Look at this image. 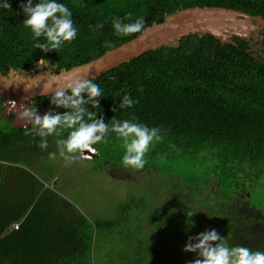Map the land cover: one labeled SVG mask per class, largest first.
I'll return each instance as SVG.
<instances>
[{
	"label": "trees",
	"instance_id": "trees-1",
	"mask_svg": "<svg viewBox=\"0 0 264 264\" xmlns=\"http://www.w3.org/2000/svg\"><path fill=\"white\" fill-rule=\"evenodd\" d=\"M26 2L8 0L10 9L0 8L2 74L9 67L34 70L41 58L55 71L94 59L138 34L114 31L113 19L131 22L124 20L129 12L145 26L205 5L264 18V0H57L71 11L77 35L43 52L34 45L44 38L34 39L24 26ZM232 39L188 34L92 79L103 92L97 118L111 124L113 117H135L162 137L139 170L123 166L125 149L115 133L92 146L87 174L109 176L126 189L110 216L86 214L57 181L42 178L47 172L33 160L56 152L58 137L49 136L42 150L39 136L0 117V264H188L197 254L183 251L187 238L211 229L229 246L264 251V59L245 37ZM125 93L137 103L119 108ZM50 98L32 101L53 113L67 111ZM6 104L0 96V114Z\"/></svg>",
	"mask_w": 264,
	"mask_h": 264
},
{
	"label": "clouds",
	"instance_id": "clouds-1",
	"mask_svg": "<svg viewBox=\"0 0 264 264\" xmlns=\"http://www.w3.org/2000/svg\"><path fill=\"white\" fill-rule=\"evenodd\" d=\"M0 8L10 9L8 0L0 3ZM21 8L25 16L24 26L31 30L34 39L43 37L45 40L43 43L35 44L34 48H39L43 52L56 51L66 42L76 38L77 28L74 26L72 13L65 4L57 0H37L33 4V0H27ZM132 15L131 12L125 15L124 20L131 21L127 23L119 17L113 19L112 26L118 36H129L143 31L144 18L137 17L133 21ZM97 27L102 28L103 25L99 24ZM104 46L113 47L110 42H106ZM47 63H49L47 59L41 58L37 62V67H45ZM53 85H55L54 89ZM24 87L25 91L29 90V86L24 85ZM49 92H51L50 103L67 111L53 113L49 110L40 115L36 106L30 103H20L17 106L13 102V107L17 111L18 119L24 122V134L34 133L39 136L41 139L38 146L42 150L48 148L49 136L58 137L56 144L59 155L65 160L70 161L73 154L85 150L95 153L96 150L92 146L106 142L108 133L113 132L123 141L122 147L125 149L122 156L123 166L139 170L147 164L145 156L151 146L162 139L158 127H149L137 122L135 117L122 121L113 117L111 124L105 123L102 116L97 118V111L100 109L99 98L103 96V92L90 78L71 73L62 77L54 76L51 82L44 85L41 94L48 95ZM135 103L137 101L125 93L118 107L130 108ZM86 105H90V108ZM113 111H116V108ZM65 131H68L67 137L59 138ZM56 155V152H50L49 158L55 159ZM186 224L188 227L194 226V222L190 219ZM183 251L197 254V258L188 264H264V251L240 245L229 246L215 229L189 236Z\"/></svg>",
	"mask_w": 264,
	"mask_h": 264
},
{
	"label": "water",
	"instance_id": "water-1",
	"mask_svg": "<svg viewBox=\"0 0 264 264\" xmlns=\"http://www.w3.org/2000/svg\"><path fill=\"white\" fill-rule=\"evenodd\" d=\"M259 29H264L262 16L232 8L205 5L178 9L166 15L162 21L145 26L142 32L127 42L71 68H61L57 71L20 68L10 70L7 74L0 72V96L10 102L22 103L33 100L45 96L41 94L42 89L54 76L62 77L71 73L93 79L144 52L162 45H172L188 34H211L220 42L229 43L234 42L232 39L234 36L247 37L250 33L256 35ZM24 85L29 86L28 91H25ZM48 95H51V92ZM42 111H46V108ZM10 112L11 109L7 108L6 113ZM23 123L20 121L19 124H14V127L24 126Z\"/></svg>",
	"mask_w": 264,
	"mask_h": 264
},
{
	"label": "rangeland",
	"instance_id": "rangeland-1",
	"mask_svg": "<svg viewBox=\"0 0 264 264\" xmlns=\"http://www.w3.org/2000/svg\"><path fill=\"white\" fill-rule=\"evenodd\" d=\"M41 69L51 70V66L47 64L45 67L40 66L34 70ZM12 103L8 108H14ZM15 103L19 106L21 102ZM56 152L59 153V150L57 149ZM91 155L92 152L85 150L84 152L73 154V158L70 161L65 160L60 155H58L55 160H49L50 158L44 157L34 160L30 159V161L37 160V163H40L39 168L47 172L44 176L42 175V178L46 180L47 177H50L52 184L57 181L58 188L67 191V193L65 192L64 194H66L68 199L73 201L76 205L78 202L80 203V205H77L80 210H83L86 214L110 216L114 201L121 199L125 195L126 189L122 182L109 176L93 173L87 174V159L90 158ZM33 161L30 162V167L36 166V163ZM50 163L54 165L52 164L51 166ZM97 264H99L98 260ZM100 264H106V262L101 260Z\"/></svg>",
	"mask_w": 264,
	"mask_h": 264
},
{
	"label": "flooded vegetation",
	"instance_id": "flooded-vegetation-1",
	"mask_svg": "<svg viewBox=\"0 0 264 264\" xmlns=\"http://www.w3.org/2000/svg\"><path fill=\"white\" fill-rule=\"evenodd\" d=\"M245 39L249 42L250 49H252L253 53L255 55H257L261 60L264 59V29L257 30L256 35L253 33H250V35L245 37ZM36 68H37V66H36ZM10 70H19V69H14L12 67H9V69L7 70V72L5 74H7ZM11 103L12 102L7 101L5 109L3 112H1L0 117L9 119L14 126V124H19L20 120L17 117V111L15 108L9 107L11 109V112L6 113L7 108ZM22 103H30V104L34 105L32 100L24 101ZM43 109H44V107L43 108H37L36 107V110H37L38 114H40V115H43L45 113L42 111ZM19 127L25 128L24 126H19ZM19 127H17V128H19ZM29 127H30V125H29Z\"/></svg>",
	"mask_w": 264,
	"mask_h": 264
},
{
	"label": "built area",
	"instance_id": "built-area-1",
	"mask_svg": "<svg viewBox=\"0 0 264 264\" xmlns=\"http://www.w3.org/2000/svg\"><path fill=\"white\" fill-rule=\"evenodd\" d=\"M46 107H44V109H45ZM46 111H47V108H46ZM46 111H44V112H46ZM52 112H54V110H52ZM14 227H16V224L14 225Z\"/></svg>",
	"mask_w": 264,
	"mask_h": 264
}]
</instances>
